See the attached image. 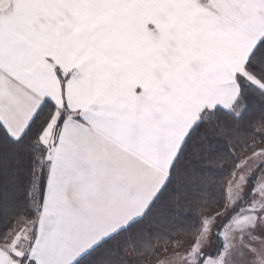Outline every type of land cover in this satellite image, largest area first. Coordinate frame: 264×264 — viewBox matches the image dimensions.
<instances>
[{"label":"snow or ice","instance_id":"snow-or-ice-1","mask_svg":"<svg viewBox=\"0 0 264 264\" xmlns=\"http://www.w3.org/2000/svg\"><path fill=\"white\" fill-rule=\"evenodd\" d=\"M0 264H264V0H0Z\"/></svg>","mask_w":264,"mask_h":264}]
</instances>
